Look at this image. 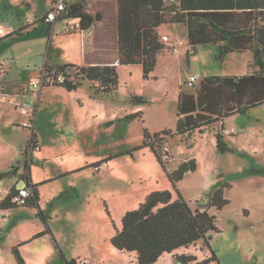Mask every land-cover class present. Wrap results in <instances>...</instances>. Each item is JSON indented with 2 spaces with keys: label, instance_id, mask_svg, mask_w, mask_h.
Listing matches in <instances>:
<instances>
[{
  "label": "rangeland",
  "instance_id": "obj_1",
  "mask_svg": "<svg viewBox=\"0 0 264 264\" xmlns=\"http://www.w3.org/2000/svg\"><path fill=\"white\" fill-rule=\"evenodd\" d=\"M53 1L33 0L32 9H28L26 3L13 5L15 0H0V25L3 27L8 29L13 25L18 28L29 19L20 18L19 14L22 13L28 14L31 18L27 21L31 26L24 34L18 31L10 37L11 39L6 37L0 40V58L7 64V69L5 64L0 65L2 73L0 80L3 82L10 77L27 78L26 82L13 84L17 86V92L19 90L22 92L23 97L19 98V105L27 100L26 96L34 97L36 94L31 88V81L38 80L43 69L55 67L54 64L75 56L79 44L81 45V41L84 40L81 29H76L77 27L69 29L65 19L57 21L53 26L35 18L50 7ZM83 3L84 11L94 15L98 12L104 14V20L98 24L97 32L105 29L106 35L103 38L107 39L110 35L109 29L114 28L116 37L117 0H85ZM67 21L73 23L74 19ZM167 31L163 27L162 32ZM108 41L111 43V40ZM108 43L96 44L97 54L98 47L102 50L100 52L102 60L110 59L111 55L116 54L112 52L114 47ZM58 48L61 50L60 55ZM108 52L112 54H107ZM249 53L253 58V54ZM90 54L93 55L91 51ZM213 54L210 45L202 46L199 53L192 55V69L205 70L214 63V59L217 60ZM246 54V52L234 54L233 62L237 70L242 68L246 70L249 55L245 60ZM196 58L199 59L198 62L195 61ZM6 59L8 60L5 61ZM117 68L119 88L109 95L97 93L93 85L98 83L89 80H84L81 87L75 91H68L56 85L44 87L43 102L35 119L31 117L35 104L30 113L22 114L20 109H16L14 101L4 97L0 90L1 172H7L12 164L19 163L24 167L25 150H31L29 151L31 155L32 148H35L34 144L32 148L27 145L31 130L38 134L42 146V150L35 149L34 152L41 156H49L47 167L61 171L77 165V154L73 150L77 148L74 146L76 129L79 130L91 123L93 128L89 131L91 144L85 145L88 146L86 150L90 152L88 158L92 160L96 156L97 160L105 156L103 154L94 156L95 153H107L109 157L133 148L142 141L144 127L153 130L165 124L168 127L164 129H172L176 125L173 116L177 108L176 83L169 82L168 94L157 92L155 95L154 84L143 76V67L140 64H119ZM3 84L7 85L5 82ZM36 91L38 94L40 89ZM83 93L101 101L105 107L103 109L107 110V120L115 118L113 119L115 123L108 128L104 125L98 126L96 121L102 115L92 117L91 102ZM136 94L149 99L137 101L134 99ZM154 98L157 101H154ZM115 110L116 117L113 113ZM141 110L145 112L142 117L124 120L127 114ZM262 111H253L248 113L250 115H235L225 120L228 131L224 132V139L229 147L225 152L217 147L213 125L203 133L194 131L190 137L177 134L168 136L166 145L170 152L169 168L172 169L192 158L198 163L197 170L186 175L178 183L180 192L193 208H208L217 215L220 232H212L210 243L219 260L210 264H264ZM260 117L263 118L261 121ZM18 121L19 123H16ZM221 127L222 124L219 123L218 130ZM232 127L236 130L234 134L229 131ZM80 135L85 141V134ZM106 164L102 169L101 167L97 169L100 171L93 165H87L70 176L61 177V181L73 180L77 190H82L81 193L85 191L81 196L82 201L66 199V194H70L71 191L75 198L78 197L76 188L68 187V193H60L58 198L44 203L45 211L55 212L51 214L53 217L49 221L52 230L56 232L57 242L49 233L35 237L46 226L38 211L31 212L30 208L26 209L27 205L0 209V221L4 225V232L0 235V264H19L13 252V247L18 245L27 264H65L60 255V248L68 258L85 260L80 264H137L135 252L120 250L111 243L116 226H121L124 212L133 209L135 203L146 197L149 190L165 188L173 190V185L150 149L137 150L133 155L125 154L110 158ZM223 182L231 185L226 191L230 203L217 210L211 206V192ZM24 183L23 179L17 181L14 176L5 174L0 179V189L5 191L7 186L16 184L17 187H21ZM10 211L15 215L10 216ZM22 222L25 223L22 225ZM189 249L200 253L201 256L211 255V249L203 240ZM200 249L204 252L201 253ZM156 264L179 262L172 254H165Z\"/></svg>",
  "mask_w": 264,
  "mask_h": 264
},
{
  "label": "trees",
  "instance_id": "obj_2",
  "mask_svg": "<svg viewBox=\"0 0 264 264\" xmlns=\"http://www.w3.org/2000/svg\"><path fill=\"white\" fill-rule=\"evenodd\" d=\"M83 2L84 0L71 2L64 13L72 19H79L81 29H88L95 21L101 20L102 14L98 12L93 15L84 11ZM233 11L255 13L254 20L247 31L253 32L255 38L254 46L252 47L254 51L253 63L261 70H264V0H117L118 62L121 65L141 64L143 76L149 78L155 69L159 53L168 48L159 32V27L162 24L181 22L184 21L186 15L193 16V19L208 21L216 31L221 33L219 37L212 39V42H219L223 37L227 38V36L230 37L234 33L244 31H231L215 22L212 18V14L230 13ZM42 21L45 20L43 19ZM7 35L2 37L6 38L8 37ZM230 50L232 49L228 48L226 51ZM222 54L223 50L221 48L218 56H222ZM45 69H55L57 73L64 74L66 77L64 82L51 84L64 86L69 91L77 90L84 80L98 83V85H93L95 91L105 95L112 94L119 88L117 65L96 64L80 66L64 63ZM243 77L237 76L235 78L241 79ZM221 79L222 76L217 75L206 77V80L210 83H217ZM51 84L46 83L44 87ZM134 99L140 102L146 101L141 95H135ZM258 104L239 107L233 112L221 109L220 112L216 113V116L204 113L202 118H199V114H201L199 112L184 116L181 113L175 130L164 129L161 132L150 133L145 127L142 143L131 149L112 154L100 160V163L97 162L98 164H96L97 166L95 165V168L99 169L101 163L108 162L110 158L125 154L133 155L135 151L147 147L163 167L174 190L168 188L154 189L147 194L138 207L127 210L122 217L121 226H116V232L111 237V243L120 250L135 252L137 264H156L165 254H172L179 264H210L213 261H217L219 259L218 254L210 243L212 232H220L217 225V215L208 208H193L178 188V182L187 173L197 170V161L193 158L188 159L171 169L168 166L170 152H165L164 147L167 146L166 142L170 135L177 134L190 137L194 131L199 130L203 133L206 126L220 120L222 127L215 133L216 144L221 151L225 152L229 150V147L224 139L226 127L222 118L235 112L245 113L249 108ZM194 111L196 110H192V112ZM139 117H142V111L131 112L124 117V120L130 121ZM33 144L35 148H32ZM38 144V134L31 130L27 145L32 149H37L40 147ZM29 151L31 150H25L24 168L26 172L20 176L27 181V186H32V196L24 205L38 207L39 216L46 225L45 229L38 232L35 237L49 233L52 235L53 240L57 242V238L50 226L49 219L51 215L44 212L39 204L38 184H30ZM20 166L21 164L19 163L12 165L7 172L2 173V177L5 174H9V176L17 175ZM230 187L231 185L228 182L217 185L211 192V206L220 210L229 204L230 199L226 196V189ZM18 188L20 187L14 185L11 189L5 191L7 195L4 200L0 201V209L21 206L12 202V196L18 191ZM200 240H203L211 249V255L199 259L197 255L188 254L186 253L187 251L177 252L178 250L191 248L192 245H195ZM13 252L19 264H27L19 245L13 247ZM60 255L63 257L65 264H80L81 261H85L66 257L61 248Z\"/></svg>",
  "mask_w": 264,
  "mask_h": 264
},
{
  "label": "crops",
  "instance_id": "obj_3",
  "mask_svg": "<svg viewBox=\"0 0 264 264\" xmlns=\"http://www.w3.org/2000/svg\"><path fill=\"white\" fill-rule=\"evenodd\" d=\"M32 2L29 0H21L20 2L19 0H15L14 2L15 4L13 5H19V4L23 5L26 3L25 4L26 8L32 9ZM52 5H50V7H48L45 11L43 10L44 12L38 17L35 16V18H38V20L40 21L42 19L43 14L47 10H49L52 7ZM101 14H102L101 20L95 21L91 25L90 28L88 29L80 28L82 33L84 34V40L83 42L81 41V45L79 44L75 56H72V58H69L68 60H64L63 62H60L57 64L53 63L54 65L57 66L59 64L71 63L75 65H80V66H88V65H96V64H101V65L110 64V65L119 66L118 64L119 63L118 62V18H117V27H116V37L113 31L114 28H110L109 37L107 39H104L103 36L106 35L105 29L100 32L99 31L97 32L98 24L102 23L104 20V14L103 13ZM212 15H213L212 18L215 20V22L219 23L222 26H225L227 29H230L231 31L233 30H236V31L244 30V31L234 33L230 37L227 36V38L223 37V39L220 40L219 42H212V39L219 37L221 33L216 31V29L213 28L210 25V23H208V21H205V20L203 21L200 19H193L192 18L193 16H189V15L185 16L184 21L167 22V23L162 24L159 27V32L161 34V37L163 41L166 43L168 48L159 53L155 69L151 73V76L146 79L151 80L153 82L154 84L153 88H154L155 95L157 94V92L159 93L165 92L166 94H168L169 82L171 83L174 81L176 83L178 95H177V108H175L174 113H173L174 121H176V125L172 127L173 130H175L177 127L178 119L181 116V113H182V116H184L187 114H195L199 112L201 113L199 114V118H202V115L204 113H207L206 115L216 116V113L220 112L221 109L231 110L233 112V111H236L237 108L239 107H245L246 105H252L255 103H259L257 106H253L249 108L245 113L235 112L232 115L222 118L224 120L223 123L225 122L224 123L225 127H226L225 120L230 117L233 118L235 115H246L248 113H252L253 111L258 112L262 110H263L262 113H264V70H261L256 64L253 63L254 51L252 47L254 46L255 38H254L253 32L247 31V29L250 27V25L252 24L254 20L255 13L254 12L233 11L230 13H216ZM19 17L20 18L26 17V18L31 19L28 16V14H25V13L19 14ZM63 19L66 20L67 26L68 24H70V22L67 21L68 19L72 21L74 19V21L77 22L75 18L73 19L70 18L66 13H61L59 17L57 18V20L53 23H48L42 20L41 22H45V23L52 24L53 26H55L57 21L63 20ZM77 20L79 21V19ZM27 21L22 23V25H19L18 28H16L12 24H10L12 26H10L8 29L3 27L2 25H0V27L5 28L7 31H10V28H12L13 31L12 32L10 31L11 33L7 35L10 38L11 36L14 35L12 33H16L18 31L24 34L26 30L31 26V24L30 25L27 24ZM180 25H182L183 27H180ZM163 27H165L168 31L162 32ZM66 33H71V32H66ZM112 34H113V37H111ZM4 38L5 37H2V40ZM115 38H116V45H115ZM108 40H111V43ZM100 42H103V43L106 42V44L109 42L108 44L114 47V49H112V52L114 51L116 54L111 55L110 59L102 60L101 58L102 56L100 53L102 50L99 49L98 47V54H97V48H96L97 47L96 44ZM208 45L212 47V53H214L213 55H215L217 60L214 59L213 61L214 63L207 66L205 70L194 71L192 69V63H193L192 55L199 53L202 46H208ZM221 48L223 50V54L222 56H218V52L219 50H221ZM228 48L232 50L226 51ZM58 50H59L58 55H60V51H61L60 48H58ZM90 51L93 53V55L90 54ZM236 52L238 53L246 52L247 54L245 55L246 56L245 60L247 58V55L249 54L248 63L246 64V70H243V68L241 70L236 69V66L234 65V62H233V60L235 59V57L233 56L234 54H236ZM249 52L253 54V58H251V55ZM107 54H112V53L108 52ZM7 60L8 59H6L5 61ZM198 60H199L198 58L195 59V61L197 62ZM2 61H3L2 58H0V65L5 64L6 66L7 64L4 61L3 62ZM6 69H7V66H6ZM0 74H2L1 71H0ZM211 75L222 76V79L217 83H210L206 80V77L211 76ZM191 76H197V79L193 85L188 84V81L190 80ZM237 76L238 77L244 76V77L241 79H237L235 78ZM172 77L173 79L174 78L176 79L175 80L170 79ZM26 79L27 78H18V79H14L11 77L9 79L7 78L3 81L7 83L6 86L3 84L2 80H0L1 82L0 90L2 91V95H4V97L11 98L16 104L17 110L20 109L19 108V98L23 96H21L22 92H20V90L19 92H17L18 91L17 86H14L13 84L15 83V85H17L19 82L20 83L24 81L26 82L27 81ZM49 86H53V85L51 84L45 87H49ZM60 87L65 88L64 86H60ZM80 87L81 86H79V88ZM43 88L44 86L40 89V92L37 94V97H36L35 109H34L33 115L31 116L34 119L40 110L41 102H43L42 100V97L44 95ZM136 95H140V94H136ZM83 96L84 97L88 96V100L91 102L90 108H92V115H93L92 117L97 118L98 115H102V117L96 121L98 122V126L104 125L105 128H108L109 125H113L115 123V120H113L115 118L111 120H107L108 119L107 110L103 109L105 107L101 101H97L96 98L95 100L92 96H89L88 94L83 93ZM141 96L145 97L144 95H141ZM145 99L147 100L149 98L146 97ZM154 101H157V100H155L154 98ZM261 101L263 102L261 103ZM84 102L86 103L88 101H84ZM194 109L196 111L192 112V110ZM141 111H142V116H143L145 112L144 110H141ZM113 113L115 114V117H116L117 110L113 111ZM22 114H25V113H22ZM16 118H18V116ZM262 119H263L262 117L259 118L260 121ZM16 123H19V121ZM219 123H221L220 120L212 124L213 127L215 128V133L218 131ZM212 125L206 126L205 131L208 129L209 126H212ZM166 127L168 126H165L164 124L160 127L154 128L153 130H150V128L148 127L146 128L150 131V133H155V132H160L162 129ZM92 129H93L92 123L90 125L79 128V130L76 129L77 130V132L75 131L76 132L75 133L76 144L74 146H77V148H73V147L71 148H73V150L76 152L77 154L76 160L78 162L76 166L70 169L58 171L56 169L48 168L46 165V162L50 160V157L41 156V154L38 155L37 153L34 152L35 149H32L31 155L29 154L30 184H36V183L38 184L39 204H40L41 209L44 208L45 206L44 203H47L48 201H51V200L53 201L55 198H58V195L60 193H64V194L65 192L68 193V190H67L68 187H72V188L77 187L76 183H74L73 180L61 181L60 180L61 177L70 176L71 174L76 173L77 171L81 169H84L87 165H93L95 167V165L98 164L97 162L108 157L107 153H95L94 156H96L97 154H103L105 156L99 160H97L98 156H96V158L93 160L88 158V156L90 155V152L86 150L88 149V146L85 145V143H87L88 145L91 144V142H89L90 136H91V133H89V131ZM226 130L228 131V129L225 128V131ZM81 133L85 134L86 136V139H84L85 141L82 140L81 135H80ZM143 140H144V129H143L142 141ZM39 141H40V147L37 149L42 150L40 138H39ZM142 141L135 144L134 146L142 143ZM144 149H149V148L146 147L141 150H144ZM106 163L108 162L101 163V169L102 167L107 165ZM97 171H100V170H97ZM24 172H26L25 168L20 166L18 170V174L17 175L14 174L10 176H14V178L17 181H19L23 179L20 175H22ZM2 173L4 172H1L0 170V174H1L0 179L2 178ZM190 173H193V172H189L187 173V175H189ZM24 181L25 183L21 187L27 185V181L26 180ZM14 185L16 184L7 186L5 191L11 189L12 186ZM227 190L228 189H226V191ZM76 191H77L78 197L75 198L74 194H72L73 192L71 191L70 194H66V199L70 201H74V202L77 201V199L81 200V196L84 195L85 191L81 193L82 190L79 191L77 190V188H76ZM151 191L153 190H149L146 193V195L150 193ZM86 198L88 199L87 195H86ZM144 199L145 197L141 199L140 201H138L137 203H135L133 208L138 207L140 203L144 201ZM25 207L26 209L30 208L31 212H33L34 210L38 211V215H39L38 207L28 206V205ZM68 210L69 209H67V211ZM44 212L49 213L50 215L55 213L52 210H49V211L44 210ZM10 214H11L10 216L15 215V213L12 211H10ZM52 217L53 216L51 215L50 218ZM19 219H22V218H19ZM24 223L25 222H22L21 224L23 225ZM200 251L201 253L204 252L203 249H200ZM179 253H182V252H179ZM186 253L195 254L198 256L199 259H203L206 256L205 254L201 256L200 253L194 252L192 251V249L191 250L189 249Z\"/></svg>",
  "mask_w": 264,
  "mask_h": 264
},
{
  "label": "built area",
  "instance_id": "obj_4",
  "mask_svg": "<svg viewBox=\"0 0 264 264\" xmlns=\"http://www.w3.org/2000/svg\"><path fill=\"white\" fill-rule=\"evenodd\" d=\"M75 1H80V0H54L52 7L43 14L42 20L44 19L45 22L48 23L55 22L59 17V15L66 11L70 3ZM80 25H81L80 21H77L68 24V28L74 29L75 27H77L76 29H80ZM10 31L11 32L13 31L12 28H10ZM10 31H7L5 28L0 27V37L11 33ZM65 79H66L65 75L59 72L57 73L55 69L52 70L44 69L42 71L41 77H38V80L31 81V88L35 91L36 94L34 95V97L30 95L26 96L27 100L19 105L21 112L27 114L30 113L31 110L33 109V104L36 103V97H37L36 89H41L46 83L49 84L62 83L65 81ZM196 79L197 76H191L190 80L188 81V84L193 85ZM229 131L231 133H235L236 130L234 128H231ZM164 151L165 152L169 151V147L165 146ZM6 195L7 194L5 193V191L0 189V201L4 200ZM31 196H32V187L25 185L23 187L18 188V191L12 196V202L20 205H24L27 203V201L30 199ZM3 232H4V226L0 221V235H2Z\"/></svg>",
  "mask_w": 264,
  "mask_h": 264
},
{
  "label": "water",
  "instance_id": "obj_5",
  "mask_svg": "<svg viewBox=\"0 0 264 264\" xmlns=\"http://www.w3.org/2000/svg\"><path fill=\"white\" fill-rule=\"evenodd\" d=\"M0 176H1V174H0Z\"/></svg>",
  "mask_w": 264,
  "mask_h": 264
},
{
  "label": "clouds",
  "instance_id": "obj_6",
  "mask_svg": "<svg viewBox=\"0 0 264 264\" xmlns=\"http://www.w3.org/2000/svg\"><path fill=\"white\" fill-rule=\"evenodd\" d=\"M75 22V21H74Z\"/></svg>",
  "mask_w": 264,
  "mask_h": 264
}]
</instances>
